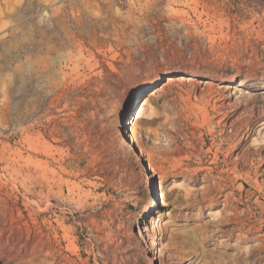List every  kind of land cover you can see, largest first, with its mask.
Here are the masks:
<instances>
[{"label":"rangeland","instance_id":"1","mask_svg":"<svg viewBox=\"0 0 264 264\" xmlns=\"http://www.w3.org/2000/svg\"><path fill=\"white\" fill-rule=\"evenodd\" d=\"M167 76L127 151L121 109ZM215 166L238 225L198 204ZM261 240L264 0H0V264H237Z\"/></svg>","mask_w":264,"mask_h":264},{"label":"bare ground","instance_id":"2","mask_svg":"<svg viewBox=\"0 0 264 264\" xmlns=\"http://www.w3.org/2000/svg\"><path fill=\"white\" fill-rule=\"evenodd\" d=\"M183 77L184 76H167L165 78V80H163V82L160 84V86L158 85L155 87H151L149 89H146L143 93H141V95L138 99L137 108L135 110V114H134L135 116H131V115L128 116L126 109H121V120L123 121L124 126H123V129L120 131L119 138L125 139L124 146L127 148L126 149L127 151H128V149H130L131 143H132V140L130 139L129 135H130V133H133V125H134L135 117L143 112L148 101L156 93L162 91L166 87H172L176 83L181 82L184 79ZM248 153H249V151H246V153L243 154V156H241V157L239 156L240 155L239 154L238 155L239 157L237 158V160L235 162H233L232 164H235L236 166H239L240 168L242 167V169H244V167L247 166L246 164H247V162H249V159L251 158V156L257 154L258 150H256L254 153L253 152L250 154H248ZM217 158H218V156L216 155V160H217ZM218 161H219V159H218ZM214 164H217V163H214ZM233 173L236 176L234 175L235 177L231 178L228 175V172L224 169L219 170V167H217V166H215L214 168H210V174L205 176V178H204V180L206 181L205 183L210 182V186H205L204 190H203V192L206 193V198L204 199V201L198 202V204L208 202V204H210V207L223 205V209L218 212V215L216 217H214V218H217V222H215V223L220 224L221 227H230L232 225H238L240 222L244 221L245 215L247 214V210H244L243 212H239L237 210L235 203L238 200H235V197H234L235 192L234 191L230 192L231 191L230 190L231 184L234 182H237L238 180L241 179L239 176L238 167L233 169ZM187 174H188V171H185L184 173H182V175H184V176H187ZM225 175H228V176H225ZM189 196H190V194L188 193L186 195L185 200H188ZM191 207H193V206H191ZM250 212H251V210H250ZM210 226H212V224H210ZM251 231L252 230L250 229V230L245 232V239L246 240L250 239V237H248V236L251 234L250 233ZM263 251H264V240H261L260 245H258L256 247H251L248 249L246 257L244 255L238 254V255L233 257V261L237 264H243V263L249 261L255 255L262 253ZM210 264H216V263L211 261ZM224 264H228V262L224 263Z\"/></svg>","mask_w":264,"mask_h":264}]
</instances>
